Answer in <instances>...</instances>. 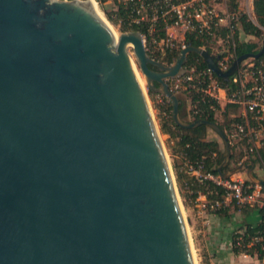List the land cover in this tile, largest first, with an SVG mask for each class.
I'll list each match as a JSON object with an SVG mask.
<instances>
[{"label":"water","instance_id":"water-1","mask_svg":"<svg viewBox=\"0 0 264 264\" xmlns=\"http://www.w3.org/2000/svg\"><path fill=\"white\" fill-rule=\"evenodd\" d=\"M146 86L171 102L184 121L169 79L201 56L227 79L200 46L183 48L172 64L147 52L139 30L116 35L93 0H0V264H195L174 176L136 69ZM253 164L247 173L252 175Z\"/></svg>","mask_w":264,"mask_h":264},{"label":"built area","instance_id":"built-area-1","mask_svg":"<svg viewBox=\"0 0 264 264\" xmlns=\"http://www.w3.org/2000/svg\"><path fill=\"white\" fill-rule=\"evenodd\" d=\"M121 3L125 14L121 22L126 27L137 25L144 28L145 32H141L143 41L147 39L150 45L164 54L174 56L168 64H172L180 51L189 46L185 37L191 35L203 42V48L212 42L223 47L219 53L210 52L221 71H226L236 58L239 35L240 32L244 33L241 17L245 15L251 22L254 18L253 0H121ZM159 30H163L165 35L158 39L156 32ZM168 30L178 32L180 38L176 40ZM189 55L184 65L185 72L178 78L168 80L169 89L173 93L194 92L199 94L201 100L206 99L208 106L205 109L191 106L192 114L197 116L209 111H213L215 116L217 108L214 103L220 107L223 102L224 107L231 110L223 132L230 147L238 154L237 164H248L247 168L241 169L243 171L222 178L219 173L204 170V157L192 160L181 153L185 172L199 182L209 180L224 190L222 199L213 202L199 193L195 198L197 206L202 212L210 214H216L218 209H255L260 211L264 224V182L254 177L256 166L264 172V54L241 62L236 72L227 78L235 87L222 85L201 56L195 54L189 58ZM166 101L171 104L168 98ZM251 163L253 178L247 173ZM262 240L261 236H253L244 243L238 237L236 246L240 249L239 253L247 256L250 254L249 248ZM261 249L264 252V245ZM253 252L257 254V251Z\"/></svg>","mask_w":264,"mask_h":264},{"label":"trees","instance_id":"trees-1","mask_svg":"<svg viewBox=\"0 0 264 264\" xmlns=\"http://www.w3.org/2000/svg\"><path fill=\"white\" fill-rule=\"evenodd\" d=\"M253 8L254 13L257 21V25L247 19L245 15L241 17V27L244 33L251 34L256 37H259L262 34V29L264 28V0H253ZM118 12L120 17H125L124 11L121 6L118 7ZM110 20L112 18L108 16ZM124 31L126 30H139L140 32L144 33L145 29L141 28L140 26L133 25L131 27H126L124 25ZM156 35L159 38L164 37L165 33L163 30H159L156 32ZM185 41L188 45L194 46H203V42L200 39H195L191 35H186ZM257 43H244L238 42L235 48V56H239L245 52H257L260 48L257 47ZM206 50L210 52V49L207 46H204ZM151 57L154 59H158V57L149 53ZM166 60L167 63L172 62L173 55L170 53H166ZM195 56V54H190L189 58ZM218 80L224 86H231L235 87L234 84H231L230 79L219 78ZM190 96V101L192 106L196 105V107L200 109H205L208 106V102L206 99L201 100L199 94L194 92H188ZM180 100V115L183 109V102ZM215 107L218 109L219 104L214 103ZM172 106L169 104V112L170 116L168 120L164 121L162 124V131L167 133L170 137L176 139L179 148L182 153L186 154V156L192 160H200L204 157L205 161V171L211 172L214 174H218L217 167L223 161L224 156L223 152H221L219 148V144L216 140H206V126L199 125L191 129H184L176 125L173 121L172 114H171ZM192 114V109H190ZM208 114H203L202 116H197L192 114V120L195 119H207L213 122H216V118L214 116L213 111L207 112ZM191 120V121H192ZM222 130H224L223 125H219ZM223 170H227L225 167ZM177 182L180 184L181 190L184 191L185 195L190 194L192 199H195L198 194L205 195L206 199L209 202L221 200L223 197L224 190L221 186L212 183L209 180H203L199 182L196 178L189 175L185 172L182 167L178 166L175 171ZM192 191V193H190ZM246 209V208H244ZM243 210V209H242ZM227 210L225 209H218L216 210L217 215H226ZM253 236H261L263 238L262 241L256 243L255 245L249 248L248 252L253 254V251H257L258 257H262L264 255L261 246L264 245V224L262 222L258 223L255 226L250 224H246L242 230L236 231L233 234V251L239 253L240 249L236 246L238 241V237H241V240L246 243L251 237Z\"/></svg>","mask_w":264,"mask_h":264},{"label":"rangeland","instance_id":"rangeland-1","mask_svg":"<svg viewBox=\"0 0 264 264\" xmlns=\"http://www.w3.org/2000/svg\"><path fill=\"white\" fill-rule=\"evenodd\" d=\"M97 3V7L104 17L111 25L114 27L119 33L124 32V26L121 22V17L118 12V7L121 6V0H95ZM110 16L112 20L108 18ZM255 20V19H254ZM256 22V21H255ZM264 32V28H261ZM128 31V30H126ZM168 33L171 34L172 37H174L176 40L179 39L180 35L178 32H175L174 30H168ZM263 35H260L259 37H256V43L257 47L260 48L263 40ZM250 43V42H248ZM144 45L148 53H151L152 55L158 57L157 60L162 61L164 63H167L166 56L163 53L162 50H160L157 47H153L149 44V41L147 39H144ZM210 49V52L213 54L219 53L223 47L218 46L217 43L212 42V44L207 46ZM224 48H227V46H224ZM130 51V57H132L135 67L137 71L141 74V76L144 78V90L152 111V115L154 117V121L156 123V126L158 128L160 139L162 141V144L164 146L173 176L174 181L176 185V191L179 197V202L182 208V212L184 215V219L186 222L187 231L189 234L190 239V245L192 249V253L194 256L195 264H213L210 260V255L207 253L205 249V242H204V235L202 229H204V216L206 215V212H202V210L197 206V203L195 199H192L190 194L184 193L183 190L180 188V184L177 182L175 171L178 166L182 167V157H181V150L179 148V145L173 137H170L167 133L162 131V124L164 121L168 120L169 118V102L166 101V97L162 94L152 92L148 89L146 86L145 76L141 72V70L138 67L137 60L135 57V54L133 52V48H129ZM168 64V63H167ZM177 96L181 99L183 102V109L181 111V118L184 121H191L192 120V114H191V101L190 96L188 92H178ZM224 107L223 102L220 104L219 109L215 112V118L216 123L218 125H223L226 127L229 111L227 108ZM206 140H216L219 144V148L221 152H223V143L221 138L214 132L211 128L206 127ZM231 149V159L228 165L225 167L227 170H230L234 167H236L237 164V153L233 147H230ZM243 171V170H241ZM236 173V172H235ZM234 175V174H232ZM254 177L264 182V172L259 170L258 166L254 169ZM234 210L230 208L227 210L226 215L227 217H230L231 211ZM230 211V213H229Z\"/></svg>","mask_w":264,"mask_h":264},{"label":"crops","instance_id":"crops-1","mask_svg":"<svg viewBox=\"0 0 264 264\" xmlns=\"http://www.w3.org/2000/svg\"><path fill=\"white\" fill-rule=\"evenodd\" d=\"M253 23L257 24L254 8ZM255 19V20H254ZM256 21V22H255ZM240 42L256 43V36L240 32ZM229 210V209H228ZM230 213V211H229ZM203 221L205 249L210 255L213 264H264V258L258 257L257 254L247 256L233 251V234L242 230L246 224L252 226L261 222L260 211L246 208L243 210H232L230 217L227 215H217L205 213Z\"/></svg>","mask_w":264,"mask_h":264},{"label":"bare ground","instance_id":"bare-ground-1","mask_svg":"<svg viewBox=\"0 0 264 264\" xmlns=\"http://www.w3.org/2000/svg\"><path fill=\"white\" fill-rule=\"evenodd\" d=\"M94 1V3H95V5H96V10H97V12H98V14L104 19V17L102 16V14L100 13V11H99V9H98V7H97V3H96V1L95 0H93ZM105 21H106V23L111 27V29L113 30V32L116 34V35H120L121 33H119L114 27H112V25L106 20V19H104ZM130 47H132L133 48V45L130 43V44H128V52H129V54H130V51H129V48ZM131 59H132V57H131ZM132 62H133V65H134V67H135V63H134V61H133V59H132ZM135 69H136V67H135ZM136 73H137V76H138V79H139V81H140V84L142 85V87L144 88V78L141 76V74L137 71V69H136ZM146 81V80H145ZM178 199H179V197H178ZM183 213V212H182ZM188 236H189V234H188ZM190 240V239H189ZM193 254V253H192ZM193 258H194V256H193Z\"/></svg>","mask_w":264,"mask_h":264}]
</instances>
